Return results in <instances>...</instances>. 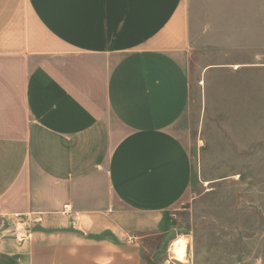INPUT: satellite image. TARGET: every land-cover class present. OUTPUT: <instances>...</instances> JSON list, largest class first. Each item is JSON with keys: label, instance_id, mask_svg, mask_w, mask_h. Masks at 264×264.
Returning a JSON list of instances; mask_svg holds the SVG:
<instances>
[{"label": "crops", "instance_id": "0c3cea01", "mask_svg": "<svg viewBox=\"0 0 264 264\" xmlns=\"http://www.w3.org/2000/svg\"><path fill=\"white\" fill-rule=\"evenodd\" d=\"M217 1L234 25L198 30L191 0H0V264H140L195 189L197 32L256 42L250 0Z\"/></svg>", "mask_w": 264, "mask_h": 264}, {"label": "rangeland", "instance_id": "374dc122", "mask_svg": "<svg viewBox=\"0 0 264 264\" xmlns=\"http://www.w3.org/2000/svg\"><path fill=\"white\" fill-rule=\"evenodd\" d=\"M191 4L198 30L216 16L223 26L237 22L226 3L218 14L220 1ZM249 4L251 46L231 45L237 30L226 28L194 38L187 121L195 189L165 213L159 237L143 239L140 264H264V29L261 0ZM180 236L186 247L176 260L170 246Z\"/></svg>", "mask_w": 264, "mask_h": 264}, {"label": "bare ground", "instance_id": "6f19581e", "mask_svg": "<svg viewBox=\"0 0 264 264\" xmlns=\"http://www.w3.org/2000/svg\"><path fill=\"white\" fill-rule=\"evenodd\" d=\"M185 244L186 240L182 236L177 237L175 240L172 241L170 251H172V255L176 258V260H181V258L183 257L186 247Z\"/></svg>", "mask_w": 264, "mask_h": 264}, {"label": "clouds", "instance_id": "9594fccd", "mask_svg": "<svg viewBox=\"0 0 264 264\" xmlns=\"http://www.w3.org/2000/svg\"><path fill=\"white\" fill-rule=\"evenodd\" d=\"M180 243H182V242H180Z\"/></svg>", "mask_w": 264, "mask_h": 264}, {"label": "water", "instance_id": "95a60500", "mask_svg": "<svg viewBox=\"0 0 264 264\" xmlns=\"http://www.w3.org/2000/svg\"><path fill=\"white\" fill-rule=\"evenodd\" d=\"M166 242V241H165Z\"/></svg>", "mask_w": 264, "mask_h": 264}]
</instances>
